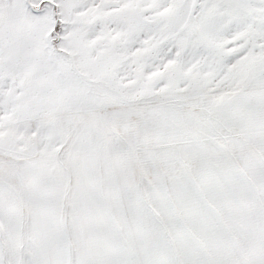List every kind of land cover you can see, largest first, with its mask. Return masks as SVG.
<instances>
[{"label": "snow or ice", "instance_id": "1", "mask_svg": "<svg viewBox=\"0 0 264 264\" xmlns=\"http://www.w3.org/2000/svg\"><path fill=\"white\" fill-rule=\"evenodd\" d=\"M0 264H264V0H0Z\"/></svg>", "mask_w": 264, "mask_h": 264}]
</instances>
